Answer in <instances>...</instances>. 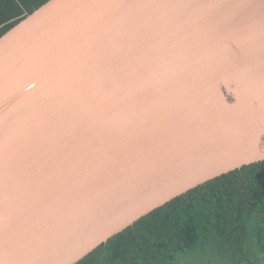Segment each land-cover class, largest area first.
Wrapping results in <instances>:
<instances>
[{
    "label": "water",
    "instance_id": "water-1",
    "mask_svg": "<svg viewBox=\"0 0 264 264\" xmlns=\"http://www.w3.org/2000/svg\"><path fill=\"white\" fill-rule=\"evenodd\" d=\"M264 161V0H49L0 37V264H77Z\"/></svg>",
    "mask_w": 264,
    "mask_h": 264
},
{
    "label": "trees",
    "instance_id": "trees-1",
    "mask_svg": "<svg viewBox=\"0 0 264 264\" xmlns=\"http://www.w3.org/2000/svg\"><path fill=\"white\" fill-rule=\"evenodd\" d=\"M49 0H0V37ZM77 264H264V161L144 216Z\"/></svg>",
    "mask_w": 264,
    "mask_h": 264
}]
</instances>
